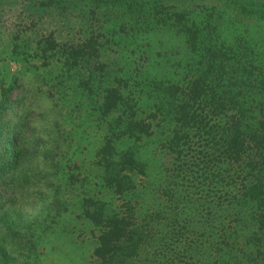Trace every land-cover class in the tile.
Masks as SVG:
<instances>
[{
    "label": "trees",
    "instance_id": "obj_1",
    "mask_svg": "<svg viewBox=\"0 0 264 264\" xmlns=\"http://www.w3.org/2000/svg\"><path fill=\"white\" fill-rule=\"evenodd\" d=\"M22 1L56 17L34 48L25 43L42 62L34 96L50 100L52 110L30 118L26 135L30 111L18 115L16 84L1 82L0 238L36 237L30 225L9 219L6 195L51 175L61 182V204L75 182L86 187L87 197L76 198L98 229L92 255L99 264L264 262V0H203L196 7L190 0ZM76 21L79 30L70 27ZM195 136L212 144L218 161L199 170L194 192L175 177L160 196L136 189L149 145L169 139L176 151ZM88 138L95 149L85 146ZM115 197L129 212L113 207ZM140 204L148 207L143 214ZM153 212L181 221L194 238L182 258L170 250L169 224L147 223ZM27 243L30 250L37 244ZM20 248L23 264L35 263L27 245ZM0 264H10L2 248Z\"/></svg>",
    "mask_w": 264,
    "mask_h": 264
},
{
    "label": "rangeland",
    "instance_id": "obj_2",
    "mask_svg": "<svg viewBox=\"0 0 264 264\" xmlns=\"http://www.w3.org/2000/svg\"><path fill=\"white\" fill-rule=\"evenodd\" d=\"M186 4L189 7L190 5L196 7V5L205 3L203 0H190ZM167 5L179 6L177 2L172 1H168ZM114 17L116 15L113 12L103 16L102 20L111 21ZM52 18L56 19L54 15L43 16L34 12L22 0H0V85L1 82L16 84L17 88L13 92L12 100L19 109L18 115H26L27 110L28 114L30 111L29 117L24 119V129L25 123L29 122V126L27 125L25 129L26 135H30L34 127L30 118L35 120L38 119L41 112L50 113L52 104L50 100L42 96H34L33 84L37 81L34 74L36 68L42 66V62L36 59L33 49H25V43L32 41L31 48H34L39 37L42 34L48 35L55 26L54 23H50ZM105 24L100 26L104 27ZM70 27L79 30L80 22L76 21L74 24L71 22ZM71 33L70 30L71 38L78 37ZM153 41H157V39L153 38ZM171 44L173 43L170 42L169 45L171 46ZM173 45V47L176 46ZM167 140L156 141L154 145H149L143 155L146 166L143 165V169L137 170L134 184L136 189L139 188L140 192L145 194L146 198L150 197L151 193L148 192L156 191L160 196L163 190H169L172 187L169 184V178L173 177L178 179L180 188L185 192H194L199 186V180L195 179L199 170L205 164L209 168H213L218 161V156L213 153L212 144H208L204 137L195 136L187 142H181L176 151L170 149ZM90 142L89 148L95 149L93 138L89 139L85 146H88ZM93 160L96 161V159ZM225 175L231 176V171ZM60 185L61 182L51 175L42 178L37 176L30 180L27 179L26 182L18 183L15 192L6 195V199L9 201L6 203L4 211L10 215L9 219L19 228L30 225V228L34 229L36 237L0 238V248L4 249L5 261L8 259L10 264H23L26 255L23 250L19 249H21L20 247L24 249L27 245L29 255L37 257L35 263L31 261L32 264H99L92 255L97 243L98 229L83 218L82 209L76 198V196L87 197L86 187L81 186L80 182H75L74 191L68 195V201L61 204L56 202L60 200L57 188ZM215 191L216 187L212 189V192ZM145 197L143 198L145 199ZM148 202L147 199L146 206L150 207ZM146 206L140 204L135 207H140L139 211L143 214L146 212L145 209H148ZM113 207H117V210L122 213L129 212V207L125 206L117 197H115ZM152 215L155 220H149V217L147 220L149 226H153L157 221L169 224L166 231L169 232L170 250L182 258V248L194 238H187L181 221L177 219L165 220V216L157 214V212H153ZM38 234L40 235L38 236ZM26 240L36 241L37 244L30 250ZM19 242L25 245L20 246ZM263 250L258 258L264 256ZM181 260L184 261V259ZM256 263L264 264L262 260H257Z\"/></svg>",
    "mask_w": 264,
    "mask_h": 264
}]
</instances>
